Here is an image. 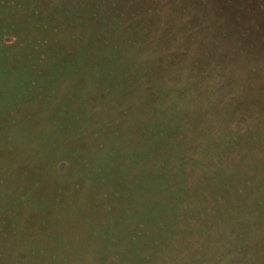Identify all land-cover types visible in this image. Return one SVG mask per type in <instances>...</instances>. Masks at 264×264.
I'll use <instances>...</instances> for the list:
<instances>
[{
  "label": "rangeland",
  "instance_id": "1",
  "mask_svg": "<svg viewBox=\"0 0 264 264\" xmlns=\"http://www.w3.org/2000/svg\"><path fill=\"white\" fill-rule=\"evenodd\" d=\"M0 38V264H264V0H0Z\"/></svg>",
  "mask_w": 264,
  "mask_h": 264
},
{
  "label": "trees",
  "instance_id": "2",
  "mask_svg": "<svg viewBox=\"0 0 264 264\" xmlns=\"http://www.w3.org/2000/svg\"><path fill=\"white\" fill-rule=\"evenodd\" d=\"M56 44H58L56 42ZM7 45V42L4 41L2 38H0V48L3 47V46H6ZM57 47V46H56ZM0 58H1V55H0ZM19 61V60H17ZM1 71L3 72V70L1 69ZM11 72V71H10ZM14 119V118H13ZM16 119V118H15ZM64 122V121H63ZM64 125L66 126L65 122H64ZM59 152V151H58ZM47 164H49V161H47ZM46 168H48V166H46ZM56 173V172H55Z\"/></svg>",
  "mask_w": 264,
  "mask_h": 264
}]
</instances>
